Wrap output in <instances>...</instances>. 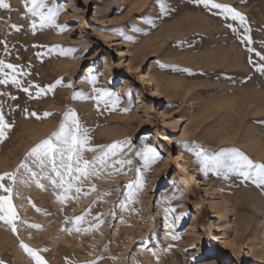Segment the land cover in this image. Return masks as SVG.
Segmentation results:
<instances>
[{
  "label": "rangeland",
  "instance_id": "1",
  "mask_svg": "<svg viewBox=\"0 0 264 264\" xmlns=\"http://www.w3.org/2000/svg\"><path fill=\"white\" fill-rule=\"evenodd\" d=\"M5 2L10 9H0V59L30 73L20 77L25 86L43 87L62 77L73 87L58 86L29 99L20 89L0 85V93L8 94L0 95L5 118L14 123L0 143V173L16 169L32 147L57 130L69 108L91 130L93 146L130 139L131 152L124 149L109 160L133 163L125 165L126 175L115 170L119 165H97L98 175L84 180L82 194L63 206L47 180H41L44 190L34 183L18 185L14 203L21 218L43 230L20 225L18 239L0 225V260L34 264L19 246L23 241L33 249L47 248L41 255L48 264H91L99 257V264H264V192L236 176L205 175L183 147L195 144L208 153L235 147L254 162H264V75L255 70L264 62L247 51H264V0H215L247 17L252 45L242 44L226 27L232 23L242 36L237 22L192 0H160L163 12L158 0H57L64 9L58 23L67 27L59 34L57 29L33 34L24 0ZM52 46L76 48L74 55L81 58H37ZM89 73L98 77V87L120 95L116 111L97 112L93 101L72 98L91 93L84 82ZM31 91L34 95L37 89ZM31 112L53 115L37 120ZM144 143L162 159L143 173L144 188L125 210L127 185L142 168L135 153ZM104 150L97 147L85 158L91 161ZM28 164L38 171L31 160ZM167 208L176 211L166 217ZM89 210L80 226L95 225L99 216L103 224L98 229L61 230L72 227L64 223L66 217L72 220ZM181 214L173 232L180 239L172 240L169 225Z\"/></svg>",
  "mask_w": 264,
  "mask_h": 264
},
{
  "label": "snow or ice",
  "instance_id": "2",
  "mask_svg": "<svg viewBox=\"0 0 264 264\" xmlns=\"http://www.w3.org/2000/svg\"><path fill=\"white\" fill-rule=\"evenodd\" d=\"M192 2L197 6H202L209 12L213 9L218 10L217 14L225 21L231 20L237 22L239 28L243 29L242 36L238 28L234 27L232 23H226V27H228L233 34L237 35V38L242 44L247 43L248 45H252L254 43L251 36L252 29L247 17L233 6L217 3L215 0H192ZM158 3L161 12H163L164 5L160 3V0H158ZM24 7L26 13L25 18L29 20V27L33 34H35L37 30L45 29H57L58 34L67 30L66 26L58 23V18L64 9L57 3V0H24ZM0 9H10V5L6 3L5 0H0ZM12 27H14L16 31H20L19 26L12 25ZM0 43H4V41H0ZM5 50H7V45H5ZM77 51L78 49L76 48L52 46L48 47L46 53H37V58L42 59L45 55H56L58 57L77 60L81 58L74 55ZM247 51L249 53H254L255 56L259 58V61L264 62V51H257L254 47H248ZM157 63L159 64V62ZM248 63H254L251 57ZM159 66L161 68L168 67L164 64H159ZM174 70L186 71L191 74L189 69L177 68ZM255 70L264 75V63L256 65ZM29 74L30 73L24 72L21 66L0 59V85H11L20 89L28 95L29 99H39L48 93H53L58 86L65 88L73 87L71 82L64 83L62 77L57 79L54 83L43 87L31 83L25 86L24 80L20 79V77ZM84 82L91 86V93L89 95L74 93L73 99L93 101L97 112H100L101 108H103L104 111L110 112H114L118 109L121 103L120 95L110 89L98 87V77L95 74L89 73ZM33 88L37 89L34 95L31 91ZM0 95L8 94L0 93ZM11 99H16V97L12 96ZM24 111L27 112V109ZM122 111L127 112L128 109H122ZM29 115L40 120L46 119L53 114L44 112L41 116L36 112H31ZM13 127L14 123L9 122L5 118L3 105L0 104V143H3L8 138ZM90 132L91 130L81 122L76 111L69 108L63 114L57 130L32 147L27 153L24 161H22L16 169L0 173V225L5 226L7 230L11 231L13 235H16L18 239L20 225L27 228L43 230L40 225L29 224L21 218L19 210L14 203V198L19 196V193L15 191L18 185L26 186L29 183H34L37 187L44 190V185L41 183V180H47L52 186L53 194L63 206L69 200H74L77 196L82 194V188L79 185H82L84 180H87L90 176L98 175L97 165L101 167H115V165H119L115 170L120 174H127L124 170L125 165L130 166L133 163L132 160H115L110 162L109 158L115 157L118 153L123 152L124 149H128V151L131 152L132 141L126 139L113 142L107 146H93ZM97 147H104L105 150L95 156L91 161L86 159L85 153L93 152ZM183 147L194 154L197 163L200 165L205 175L211 173L217 177H223L224 179H228L230 176H236L240 179L241 183H251L264 192V162H254L247 154L235 147L224 148L215 153L205 152L202 147L195 144L186 143ZM135 154L142 162V168L137 169L138 178L127 185V198L123 205L125 210H128L129 204L136 202L134 198L138 192L144 188L145 181L143 173L150 170L153 165L162 159L157 149L147 143H144L142 148L138 149ZM29 160L35 164L38 171H33V169L29 167ZM21 170L26 174L24 177L21 176ZM90 190L95 191V185H92ZM73 192L76 195H73ZM29 204L35 208L37 212L42 211L36 208L31 200H29ZM175 211V208L165 209L166 217L171 213H175ZM88 215H90V210L72 220L66 217L64 223H71L72 227H65L61 230L69 234L73 232L79 233L81 231L87 233L98 229L103 224L100 217L96 216L94 217L97 221L95 225L89 228H81L80 225L85 221ZM182 215L183 214L175 216V222L169 225L173 230L169 233L172 240L180 239L179 234H173V232L175 231L176 222H179ZM19 246L34 261V264H48L47 260L41 255L42 252L48 251L47 248L33 249L23 241H20ZM153 255H155V252H153ZM102 259L103 257H99L97 260H93L91 264H99V261ZM0 264H4V262L0 260Z\"/></svg>",
  "mask_w": 264,
  "mask_h": 264
},
{
  "label": "bare ground",
  "instance_id": "3",
  "mask_svg": "<svg viewBox=\"0 0 264 264\" xmlns=\"http://www.w3.org/2000/svg\"><path fill=\"white\" fill-rule=\"evenodd\" d=\"M153 80H154V79H153ZM157 81H158V80H157ZM155 86H156L157 91H159V90L161 89V85H160L158 82H156V85H155ZM167 87H168V86H167ZM187 91H188V90H187ZM158 95H159L158 97L160 98V94H158ZM262 156H263V155H262ZM167 194H168V192L165 193V195H167Z\"/></svg>",
  "mask_w": 264,
  "mask_h": 264
}]
</instances>
